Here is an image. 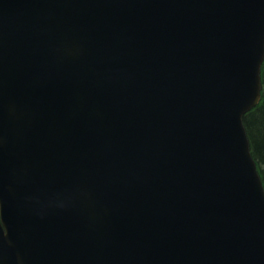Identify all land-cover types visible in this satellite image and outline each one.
<instances>
[{
	"label": "water",
	"instance_id": "water-1",
	"mask_svg": "<svg viewBox=\"0 0 264 264\" xmlns=\"http://www.w3.org/2000/svg\"><path fill=\"white\" fill-rule=\"evenodd\" d=\"M263 55L264 0H0V264H264Z\"/></svg>",
	"mask_w": 264,
	"mask_h": 264
},
{
	"label": "trees",
	"instance_id": "trees-1",
	"mask_svg": "<svg viewBox=\"0 0 264 264\" xmlns=\"http://www.w3.org/2000/svg\"><path fill=\"white\" fill-rule=\"evenodd\" d=\"M262 86L261 103L243 117V123L250 142L253 158L258 165L264 185V64L262 69Z\"/></svg>",
	"mask_w": 264,
	"mask_h": 264
},
{
	"label": "bare ground",
	"instance_id": "bare-ground-1",
	"mask_svg": "<svg viewBox=\"0 0 264 264\" xmlns=\"http://www.w3.org/2000/svg\"><path fill=\"white\" fill-rule=\"evenodd\" d=\"M262 126V125H261ZM262 130V129H261ZM262 136V135H261Z\"/></svg>",
	"mask_w": 264,
	"mask_h": 264
}]
</instances>
